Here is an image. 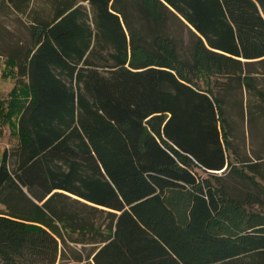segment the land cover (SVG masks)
Here are the masks:
<instances>
[{"label": "trees", "instance_id": "16d2710c", "mask_svg": "<svg viewBox=\"0 0 264 264\" xmlns=\"http://www.w3.org/2000/svg\"><path fill=\"white\" fill-rule=\"evenodd\" d=\"M55 2L23 61L10 58L21 84L10 102L23 106L0 193L30 207L0 212V264H57L67 237L93 245V264H264V212L247 211L213 172L232 166L221 80L264 60V0H88L94 27L76 0ZM129 6L158 24L164 10L183 17L199 33L194 60L174 57L170 40L130 39ZM227 203L243 229L212 227Z\"/></svg>", "mask_w": 264, "mask_h": 264}, {"label": "rangeland", "instance_id": "374dc122", "mask_svg": "<svg viewBox=\"0 0 264 264\" xmlns=\"http://www.w3.org/2000/svg\"><path fill=\"white\" fill-rule=\"evenodd\" d=\"M76 1L87 9L94 27L91 3L88 0ZM56 5L55 0H33L31 8L27 13H23L14 11L4 0H0V97H8L10 105L7 120L4 117L0 119V160L6 149L15 150L17 153L20 143L17 129L18 116L23 104L16 105L10 100L16 96L11 95L12 89L21 84H18L16 68L10 65L12 62L9 59L15 58L19 63L23 61L26 52L32 48L34 22L51 20ZM125 13L128 21L125 20L124 28L130 39L133 31H136L140 39L147 43L160 37L161 41L168 40V44L170 46L172 44L174 57L178 60L188 62L194 60L196 36L191 30L193 28L181 16L184 23L170 11L164 10V18L158 24L137 8L129 6ZM4 62L8 65L6 79L1 76ZM242 70L243 73L239 79L225 77L220 84L230 141L227 154L232 166L227 167L223 173L217 174L221 177V183L225 185L228 195L240 199L247 211L264 212V60L254 65L243 63ZM198 77H200L198 78L200 85H206L209 81L204 73L198 74ZM248 77L249 85L246 83ZM23 92L19 97L22 103L28 99V91L23 88ZM198 172L201 177L207 179L206 173ZM240 172L244 173L241 175ZM23 190L28 192L25 188ZM177 193L183 199L181 202H185L188 198V194L183 195L181 191ZM166 195V199L174 205L172 202L174 192ZM29 203L30 200L21 196V193L16 190L5 189L0 193V212L6 213L10 210V206L21 211L30 207ZM231 207H233L231 204H225L223 213L212 224V227L228 232L238 231L245 227L246 217L243 213L238 221L230 224ZM175 208L180 214L187 210L186 206ZM72 237L78 239L80 236L73 234ZM60 246H62L63 254L57 264H93L90 255L93 251L92 244L71 240L67 237V244L60 239Z\"/></svg>", "mask_w": 264, "mask_h": 264}, {"label": "crops", "instance_id": "0c3cea01", "mask_svg": "<svg viewBox=\"0 0 264 264\" xmlns=\"http://www.w3.org/2000/svg\"><path fill=\"white\" fill-rule=\"evenodd\" d=\"M78 3V2H77ZM79 4V3H78ZM10 60V59H9ZM11 66H13V68L15 69L16 68V74H17V67L15 66V64L12 62L10 63ZM7 62H4V70L2 71L1 73V76L6 79L7 76H6V68H7ZM17 80H18V77H17ZM15 88V87H14ZM1 92V91H0ZM8 97L7 98H1L0 97V119H2L4 117V119L7 120V111H8ZM3 109H4V112H3Z\"/></svg>", "mask_w": 264, "mask_h": 264}, {"label": "water", "instance_id": "95a60500", "mask_svg": "<svg viewBox=\"0 0 264 264\" xmlns=\"http://www.w3.org/2000/svg\"><path fill=\"white\" fill-rule=\"evenodd\" d=\"M183 18V17H182ZM183 20L191 27V28H193L196 32H197V30H196V28H194L191 24H189L184 18H183ZM198 33V32H197ZM199 34V33H198ZM207 46L210 48V46L208 45V43H207ZM225 169L226 168H223V170H221V171H213V172H215V173H223L224 171H225ZM74 197H76V198H78L77 196H74ZM78 199H80V198H78ZM82 199V198H81ZM80 199V200H81ZM82 200H84V199H82ZM85 201V200H84ZM85 202H87V201H85ZM90 203V202H89ZM90 204H92V203H90ZM94 205V204H93Z\"/></svg>", "mask_w": 264, "mask_h": 264}]
</instances>
